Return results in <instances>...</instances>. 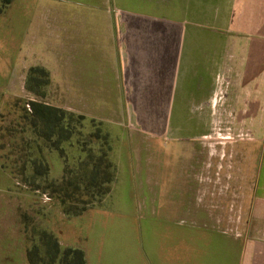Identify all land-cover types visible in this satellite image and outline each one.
I'll return each mask as SVG.
<instances>
[{"label": "crops", "instance_id": "0c3cea01", "mask_svg": "<svg viewBox=\"0 0 264 264\" xmlns=\"http://www.w3.org/2000/svg\"><path fill=\"white\" fill-rule=\"evenodd\" d=\"M6 11L0 41L14 56L0 77L46 68L50 105L112 142L136 196L134 264H264V0Z\"/></svg>", "mask_w": 264, "mask_h": 264}, {"label": "rangeland", "instance_id": "374dc122", "mask_svg": "<svg viewBox=\"0 0 264 264\" xmlns=\"http://www.w3.org/2000/svg\"><path fill=\"white\" fill-rule=\"evenodd\" d=\"M1 5L0 0L3 12ZM8 5L0 23L7 24ZM0 45V65L7 58V68L14 55ZM30 69L27 78L0 77V264H32V251L52 263L44 230L62 250L81 249L85 264H134L136 196L128 175H115L107 184L103 174L94 180L92 167L82 164L87 158L79 154L82 133L90 141L89 134L101 135L103 127L79 126L66 109L68 114L58 117L50 105L55 95L47 92L49 85L29 80ZM101 137L110 155L113 144ZM35 166L46 173L38 175Z\"/></svg>", "mask_w": 264, "mask_h": 264}, {"label": "trees", "instance_id": "16d2710c", "mask_svg": "<svg viewBox=\"0 0 264 264\" xmlns=\"http://www.w3.org/2000/svg\"><path fill=\"white\" fill-rule=\"evenodd\" d=\"M1 1H2L1 11H4L5 10L4 8L8 5L10 0H1ZM30 79L31 80L35 79L42 86H47L50 83V73L44 67L41 66L32 67L29 71V80ZM39 93L40 92H37V94ZM44 93L45 92L43 91L42 94ZM46 108L48 110H51L52 112V109L50 107H46ZM53 111H57L59 115L58 117L62 116V113H65V115L68 114L67 111L60 108L53 109ZM70 115L73 120H77L76 122L79 123V126L94 127L95 125H97L94 119H89L86 116L77 115L74 113H70ZM48 116L50 118L52 114H49ZM90 132L91 130L88 133ZM93 132L94 133L89 134V137H91V139L89 138L90 141L86 140L87 137H85L83 133L81 135V139L79 140V146H78L79 154L82 159L87 158L88 160V161H84L82 164L83 165L87 164V166L90 168L92 167V173L96 174L93 177L94 180L99 179V175L103 174L102 179L104 184L111 183L115 177V168L110 160L111 157L109 155V152H106L105 150L103 151L104 145H102V143H106V142L102 140L101 137L102 134L100 135L97 134L95 131ZM94 143L95 144L97 143V145H94ZM35 172L38 173V175H41L46 173V169H44V167L42 166L36 167ZM104 189L106 190V188ZM66 211L68 212V214H73L69 209H66ZM44 231L46 234V244L48 245L49 249L52 250V253H50V255L54 261H52V263L45 262V260L42 261V257L39 254H37V252L30 251L31 252L30 258L32 260V264H85L86 263L85 254L81 249L66 248L62 250L55 235L53 233L46 232V230Z\"/></svg>", "mask_w": 264, "mask_h": 264}]
</instances>
